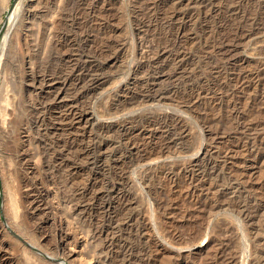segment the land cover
Instances as JSON below:
<instances>
[{"label":"rangeland","instance_id":"obj_1","mask_svg":"<svg viewBox=\"0 0 264 264\" xmlns=\"http://www.w3.org/2000/svg\"><path fill=\"white\" fill-rule=\"evenodd\" d=\"M22 1L0 264H264V0Z\"/></svg>","mask_w":264,"mask_h":264},{"label":"bare ground","instance_id":"obj_2","mask_svg":"<svg viewBox=\"0 0 264 264\" xmlns=\"http://www.w3.org/2000/svg\"><path fill=\"white\" fill-rule=\"evenodd\" d=\"M21 1H22V0H21ZM22 2H23V1H22ZM6 4H7V3H6ZM19 5H21V4L19 3ZM21 6H22V5H21ZM18 7H19V6H18V4H17L14 10H13V8H12L11 15H12V13H13V15L10 16V17H12V20H13V18H15L14 16H15L16 11H19V10H17ZM5 8H6V7H5ZM5 8H4V9H5ZM4 9H3V10H4ZM18 13H19V12H18ZM16 14H17V13H16ZM10 17H9V18H10ZM10 19H11V18H10ZM12 20H10V21H12ZM8 21H9V19H8ZM8 21H7V23H8ZM6 25H7V24H6ZM7 30H8V29H7ZM8 32H9V31H8ZM7 35H8V34H7ZM6 39H7V38L5 37V42H6ZM0 44H1V43H0ZM2 44H3V43H2ZM4 46H5V44L2 46V48H1V50H0V75L3 74L2 70H3L4 68L2 69V67H4V65L6 64L5 62H3V63H5V64L2 66V64H3V63H2V56H4V55H2V50L5 49ZM3 53H4V52H3ZM4 57H5V56H4ZM4 61H5V59H4ZM6 65H7V64H6ZM1 69H2V70H1ZM1 72H2V73H1ZM3 87H4V86H3ZM10 106H11V105H10Z\"/></svg>","mask_w":264,"mask_h":264},{"label":"water","instance_id":"obj_3","mask_svg":"<svg viewBox=\"0 0 264 264\" xmlns=\"http://www.w3.org/2000/svg\"><path fill=\"white\" fill-rule=\"evenodd\" d=\"M16 1H17V0H14V3H15ZM11 11H12V8L9 10V13H11ZM7 17L9 18V16H7ZM7 21H8V20L5 21V24H7ZM4 28H5V27H3V28H2V31L0 32V37H1V34H2L3 30H4Z\"/></svg>","mask_w":264,"mask_h":264}]
</instances>
